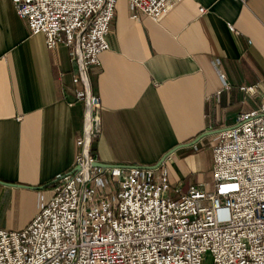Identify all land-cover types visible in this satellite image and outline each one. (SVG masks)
Instances as JSON below:
<instances>
[{
    "label": "crops",
    "instance_id": "crops-1",
    "mask_svg": "<svg viewBox=\"0 0 264 264\" xmlns=\"http://www.w3.org/2000/svg\"><path fill=\"white\" fill-rule=\"evenodd\" d=\"M133 13L129 0H117L110 50L87 74L100 100L97 161L156 165L173 147L257 108L264 93V0H182L157 21ZM70 53L63 45L48 49L11 0H0V180L24 186L0 183L5 229L28 225L58 177L74 168L85 104L75 98L83 84ZM251 86L255 96L242 89ZM217 135L161 164L180 193L207 179L199 154L211 142L212 158Z\"/></svg>",
    "mask_w": 264,
    "mask_h": 264
},
{
    "label": "built area",
    "instance_id": "built-area-1",
    "mask_svg": "<svg viewBox=\"0 0 264 264\" xmlns=\"http://www.w3.org/2000/svg\"><path fill=\"white\" fill-rule=\"evenodd\" d=\"M181 1L129 4L133 18L157 21ZM11 2L29 33L44 34L48 49L71 48L85 122L74 168L58 177L52 197L28 225L0 227V264H264V93L257 108L218 133L211 180L186 193L171 186L161 166L98 165L92 146L102 133L100 100L87 74L110 50L117 0ZM242 89L257 94L254 86Z\"/></svg>",
    "mask_w": 264,
    "mask_h": 264
},
{
    "label": "water",
    "instance_id": "water-1",
    "mask_svg": "<svg viewBox=\"0 0 264 264\" xmlns=\"http://www.w3.org/2000/svg\"><path fill=\"white\" fill-rule=\"evenodd\" d=\"M223 129H214V130H207V131H204L202 133H200V135H198L197 137H195L194 139L190 140V141H187L186 143H182V144H179L175 147H173L167 154H165L162 158H160V160L157 162L156 165H152V166H138V165H131V166H137V167H147V168H151V169H157L159 166H161V164L166 160L167 157H169L174 151L178 150V149H181V148H186V147H190V146H194L196 145L198 142H200L201 139L205 138V137H210L212 135H215L216 133H219L220 131H222ZM98 165H110V164H105L103 162H100L97 163ZM0 183H3V184H7V185H10V186H13V185H17V186H21V187H24L22 185H19V184H9V183H5L3 181L0 180Z\"/></svg>",
    "mask_w": 264,
    "mask_h": 264
},
{
    "label": "rangeland",
    "instance_id": "rangeland-1",
    "mask_svg": "<svg viewBox=\"0 0 264 264\" xmlns=\"http://www.w3.org/2000/svg\"><path fill=\"white\" fill-rule=\"evenodd\" d=\"M213 141L212 140H209ZM208 142V143H209ZM211 142L209 145H207L206 148H203L200 151L199 157L202 159V168H201V173H202V179L204 176L207 177V179L204 182H209L211 180L210 176L212 175L211 168H212V158H211V150L209 149L211 147ZM32 209L27 210V215L32 213Z\"/></svg>",
    "mask_w": 264,
    "mask_h": 264
}]
</instances>
